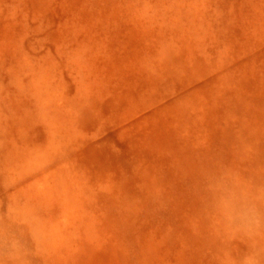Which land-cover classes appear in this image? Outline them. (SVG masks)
Returning a JSON list of instances; mask_svg holds the SVG:
<instances>
[{"label":"rangeland","instance_id":"rangeland-1","mask_svg":"<svg viewBox=\"0 0 264 264\" xmlns=\"http://www.w3.org/2000/svg\"><path fill=\"white\" fill-rule=\"evenodd\" d=\"M246 258L264 0H0V264Z\"/></svg>","mask_w":264,"mask_h":264},{"label":"clouds","instance_id":"clouds-1","mask_svg":"<svg viewBox=\"0 0 264 264\" xmlns=\"http://www.w3.org/2000/svg\"><path fill=\"white\" fill-rule=\"evenodd\" d=\"M231 211L235 212L236 215H238L241 218H244L247 214V210L244 208L232 209ZM244 264H256V262L252 258H246Z\"/></svg>","mask_w":264,"mask_h":264}]
</instances>
